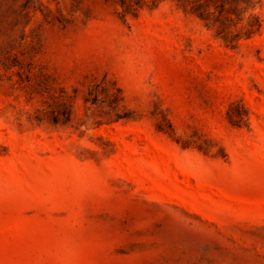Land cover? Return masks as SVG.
<instances>
[{
    "label": "rangeland",
    "instance_id": "374dc122",
    "mask_svg": "<svg viewBox=\"0 0 264 264\" xmlns=\"http://www.w3.org/2000/svg\"><path fill=\"white\" fill-rule=\"evenodd\" d=\"M0 264H264V0H0Z\"/></svg>",
    "mask_w": 264,
    "mask_h": 264
}]
</instances>
